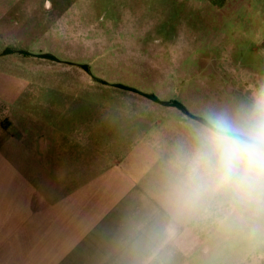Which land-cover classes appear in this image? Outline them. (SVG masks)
<instances>
[{
	"label": "crops",
	"instance_id": "1",
	"mask_svg": "<svg viewBox=\"0 0 264 264\" xmlns=\"http://www.w3.org/2000/svg\"><path fill=\"white\" fill-rule=\"evenodd\" d=\"M172 2L142 5L207 38L250 95L264 84V0ZM14 86L0 71V264H264V228L174 220L163 203L168 161L208 110L128 94L112 97L118 111Z\"/></svg>",
	"mask_w": 264,
	"mask_h": 264
},
{
	"label": "rangeland",
	"instance_id": "2",
	"mask_svg": "<svg viewBox=\"0 0 264 264\" xmlns=\"http://www.w3.org/2000/svg\"><path fill=\"white\" fill-rule=\"evenodd\" d=\"M129 1L0 0L2 75L12 87L37 80L41 97L103 96L105 108L120 110L112 97L128 94L208 111L250 100L232 70L211 61L207 38L179 36L183 24L174 14L144 12L142 4L159 0ZM198 99L206 100L202 108Z\"/></svg>",
	"mask_w": 264,
	"mask_h": 264
},
{
	"label": "clouds",
	"instance_id": "3",
	"mask_svg": "<svg viewBox=\"0 0 264 264\" xmlns=\"http://www.w3.org/2000/svg\"><path fill=\"white\" fill-rule=\"evenodd\" d=\"M162 197L174 220L264 228V84L247 103L210 110L190 130L168 161Z\"/></svg>",
	"mask_w": 264,
	"mask_h": 264
},
{
	"label": "trees",
	"instance_id": "4",
	"mask_svg": "<svg viewBox=\"0 0 264 264\" xmlns=\"http://www.w3.org/2000/svg\"><path fill=\"white\" fill-rule=\"evenodd\" d=\"M125 88H127V87H125ZM127 89H129V88H127ZM145 96L149 97L152 100H157L156 97H154V96H151V95H145ZM175 105L178 106L179 108H182L183 109V107L181 105H179V104H175Z\"/></svg>",
	"mask_w": 264,
	"mask_h": 264
}]
</instances>
